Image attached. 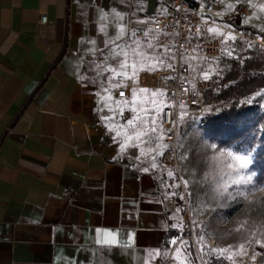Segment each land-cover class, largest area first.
I'll use <instances>...</instances> for the list:
<instances>
[{
	"label": "crops",
	"instance_id": "1",
	"mask_svg": "<svg viewBox=\"0 0 264 264\" xmlns=\"http://www.w3.org/2000/svg\"><path fill=\"white\" fill-rule=\"evenodd\" d=\"M167 4L0 0V264H164L177 249L175 264H187L172 243L173 205L158 194L152 172L144 171L152 135L137 140L144 124L120 121L121 108L132 119L133 106L158 102V96L138 92L133 105L130 87L123 100L111 86L128 84L112 71H122L125 52L138 68L141 57L134 51L160 56L150 31L140 36L137 30L164 14ZM102 12L109 14L104 21ZM159 61L144 60L156 68L140 70L137 79L167 68ZM165 106L158 116L154 110L160 123ZM97 230L118 233L120 246L98 245ZM129 235L132 246L124 247ZM157 251L162 255L150 259Z\"/></svg>",
	"mask_w": 264,
	"mask_h": 264
},
{
	"label": "rangeland",
	"instance_id": "2",
	"mask_svg": "<svg viewBox=\"0 0 264 264\" xmlns=\"http://www.w3.org/2000/svg\"><path fill=\"white\" fill-rule=\"evenodd\" d=\"M220 2L222 4L220 11L210 14L208 19L213 22L209 29H217L218 35L224 41L222 55L217 59L187 58L196 80L204 82L207 89H212L213 92H217L229 83L224 82L223 78L233 62L237 63L236 68L239 71L245 58L256 51L261 52L254 47L235 49L232 39L229 38L233 36L229 30L238 27L249 32L264 33L262 30L264 0H220ZM238 2L248 8L249 16L236 24L227 23L222 18V13ZM229 52L232 55H228ZM158 58L163 61L162 66L169 65L166 57L158 56ZM205 73L209 75V79H204ZM127 83L130 84L131 93L133 87L139 88L131 79ZM149 90V93L143 95L150 98L154 90ZM156 99L158 103L163 101L159 104L160 109L170 103L166 94ZM152 101L149 99L145 102V106H136L137 111L133 116L140 112L141 108L148 110L146 116L145 113L140 112V115L150 123L147 127L152 135L151 139H145L150 146L151 155L144 163L146 169L154 176L160 197L173 205L176 215L175 246L182 249L186 263L201 264L203 261L204 264H256L258 260H262L261 258L264 259V247L256 243V240L264 243V181L255 180L256 172L251 168L252 153L237 150L233 145L219 146L215 141H211L206 133V128L212 123V119L223 108L229 107L231 100L207 101L203 94L201 114L181 105L175 144L166 141V131L162 128L159 118L155 125L157 131L155 133L150 131L153 127L151 120L156 110L151 106ZM242 104L254 108L257 113L262 112L264 88L240 98L238 105ZM130 116L128 111L121 114V124H125ZM160 133H163L162 141L155 138ZM165 144L168 145L167 148L162 147ZM161 151L163 154H158ZM172 151H174L173 159L170 156ZM228 152L249 158V164L240 170V175L227 167L229 163H234L227 155ZM153 163L156 164L155 168L152 167ZM169 170L174 173L173 177L168 175ZM240 176L245 178L251 176V184L236 183ZM184 181H188L186 187ZM248 188L254 190L248 192L246 191ZM240 245H244V248L241 249ZM214 249H227V251L219 253L214 252Z\"/></svg>",
	"mask_w": 264,
	"mask_h": 264
},
{
	"label": "built area",
	"instance_id": "3",
	"mask_svg": "<svg viewBox=\"0 0 264 264\" xmlns=\"http://www.w3.org/2000/svg\"><path fill=\"white\" fill-rule=\"evenodd\" d=\"M221 8L220 0H168L164 14H155L149 24L137 30L140 36H145L146 30H149L155 40L156 52L160 56L172 58L171 68L146 73L137 83L139 86L163 90L169 98L170 103L163 108L161 117V126L166 131L165 139L169 143L176 142L181 105L197 114L203 112L202 96L207 86L204 82L196 80L187 58L217 59L222 55V37L208 31L209 26L213 24L208 16L219 12ZM222 15L227 23L236 24L249 16V10L243 3L238 2ZM40 21L45 22L46 16H41ZM229 31L235 37V40H232L235 49L254 47L264 52V33L249 32L238 27ZM129 87L130 84H127L126 88H116L114 95L121 99L127 98ZM121 91L124 93L123 97L120 96ZM172 153L174 151L170 155L173 159ZM175 262L170 250L164 264Z\"/></svg>",
	"mask_w": 264,
	"mask_h": 264
},
{
	"label": "trees",
	"instance_id": "4",
	"mask_svg": "<svg viewBox=\"0 0 264 264\" xmlns=\"http://www.w3.org/2000/svg\"><path fill=\"white\" fill-rule=\"evenodd\" d=\"M255 51V50H254ZM238 71L237 63L224 76L229 82L225 87L213 92L204 91L207 101H230L206 128L211 141L219 146L233 145L235 149L252 153L251 168L256 172V182L264 181V110L257 113L247 105H238V100L261 88H264V52H255L245 58ZM256 264H264V259Z\"/></svg>",
	"mask_w": 264,
	"mask_h": 264
},
{
	"label": "snow or ice",
	"instance_id": "5",
	"mask_svg": "<svg viewBox=\"0 0 264 264\" xmlns=\"http://www.w3.org/2000/svg\"><path fill=\"white\" fill-rule=\"evenodd\" d=\"M229 7H231V6H229ZM262 10H264V8H262ZM164 11L166 12L167 10L164 9ZM112 13L114 14L115 18H117V19H123V16L120 13L116 12L115 9L112 10ZM108 15H109L108 13H103L102 12V15L100 17L101 21L106 20L108 18ZM141 22H143V21H141ZM262 30H264V29H262ZM101 31H105V29H104L103 26L101 27ZM208 31L209 32H217V34H219L218 33V30L217 29H214V28H210V29H208ZM123 33H124V28L121 27L120 28V35H123ZM133 35H135V33H133ZM147 35H148V33L146 32L145 33V36H147ZM119 38L120 37L118 36L117 39H119ZM229 38H231L232 40H235V37L234 36H230ZM93 43H95V42L93 41ZM136 43H137V45H139V41H136ZM148 47L151 48L152 45L149 44ZM137 54H139L140 57H141V60L139 61V63H140V67L139 68L137 67V62H133L131 65L128 64V62H127L128 53L125 52L124 53V56L126 57V59L120 65L122 71L121 72H115V70H112L114 72V74L117 75V76H123L125 79H131V80H133V83L135 84V83H137V79L136 78H137L138 72L140 70H143L145 68H147L148 70H154L156 68V64L155 63L149 64V65H145L143 63V61L144 60H155V61H159V58L158 57H147L143 53H136L135 51L133 52V55H137ZM117 55H119V53ZM228 55H232V53L229 52ZM159 63L162 64L163 61H159ZM129 66L132 69L131 74H129L125 70ZM167 67L171 68L172 65L169 64V65H167ZM209 78H210L209 75L207 73H205L204 74V79H209ZM169 79H171V77H169ZM111 86L114 87V88H126L127 87V85L124 84L123 82H121L119 84H113ZM105 91H108V90L105 89ZM185 91H187V89H185ZM138 92L140 94H146V93H149L150 90L147 89V88H139V89H137V88L133 87V89H132V96H133L132 103H133V105H135V101L137 99ZM151 95L153 97H156V96H163V95H165V93L162 92V91H160V90H156V91L151 92ZM120 96L121 97L124 96L123 91L120 92ZM102 99H111V97L109 95L108 97H102ZM123 103L125 105H127L129 102L127 100H125V101H123ZM152 103H153L154 107L157 110V116H158L159 115V111L161 110L160 107H159V104H162L163 101H160L158 103L156 100H153ZM116 104H117V106H119L121 104V101H116ZM106 106L110 107L109 105H106ZM132 111H134V112L137 111L136 108H135V106H133ZM147 111L148 110L147 109H144V108H141L140 109V112L145 113V116L147 115ZM140 112H137V114L132 119H129L127 121V126L134 127L136 121H142V123L145 125V130L144 131H137L135 133V137H136L137 140H139L141 136L146 135L147 132H148V130H149L148 127H147L148 120L146 118L142 117L140 115ZM121 114H123V108H121ZM157 116H153L152 117V120H151V123H152L153 127L150 129V131H152L154 133L157 131V128L155 127V125L157 124ZM104 119L107 120V119H110V118L109 117H105ZM114 128H115L114 125H109V130H113ZM120 134H121L120 132H117V136H119ZM155 138L160 139L162 141L163 140V133H160V135L158 137H155ZM131 139H132L131 136L127 137V140H131ZM127 140L125 141V144L127 143ZM124 146L125 145H122L121 146L122 149H123ZM157 147H161V145H157ZM162 147L163 148H167L168 145L165 144V145H162ZM149 151H151V149H149ZM142 154H143V150H142ZM158 154H161L162 155L163 152L161 151ZM227 155L234 162V163H229L227 165V167L229 169H232L237 175H240V170L246 168L247 165L250 162L249 161V158L247 156H244V155H234L231 152H228ZM152 167L155 168L156 167V164L153 163ZM144 171H148V169H144ZM168 175L170 177H173L174 176V173L171 170H169ZM251 181H252L251 176H248L247 178H245L244 176H240V179L237 180V181H235V182L236 183L251 184ZM187 184H188V181H184L185 187L187 186ZM253 190H254V188H248V189H246V191H248V192H251ZM253 236H255V233H253ZM128 240H129V243L127 245H124V247H131L132 246V236L131 235H129ZM250 242L251 241H249V243ZM96 243L98 245H100L101 247H116V246H120L119 245V241H118V233H113V232L100 233L99 230H97V240H96ZM172 243L175 244V241H172ZM256 243L257 244H260L262 247H264V243H262L260 240H256ZM229 247H231V246H229ZM240 247H241V249H243L244 248V245H240ZM180 251H181L180 249H177L176 250V255H175L174 258L177 259V260H179V258H180ZM213 251L214 252L223 253V252L227 251V249H214ZM160 255H162V254L159 253L158 251L155 252V253H149L150 259L155 258V257L160 256ZM253 259H255V256H253Z\"/></svg>",
	"mask_w": 264,
	"mask_h": 264
},
{
	"label": "bare ground",
	"instance_id": "6",
	"mask_svg": "<svg viewBox=\"0 0 264 264\" xmlns=\"http://www.w3.org/2000/svg\"><path fill=\"white\" fill-rule=\"evenodd\" d=\"M173 154V153H172ZM175 156V155H174Z\"/></svg>",
	"mask_w": 264,
	"mask_h": 264
}]
</instances>
